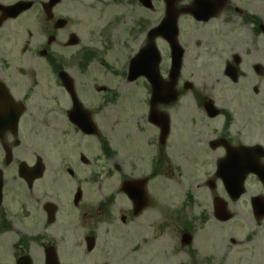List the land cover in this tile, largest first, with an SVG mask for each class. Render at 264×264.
Listing matches in <instances>:
<instances>
[{
	"label": "flooded vegetation",
	"instance_id": "1",
	"mask_svg": "<svg viewBox=\"0 0 264 264\" xmlns=\"http://www.w3.org/2000/svg\"><path fill=\"white\" fill-rule=\"evenodd\" d=\"M19 1L30 6L8 9ZM195 2L135 0V68L122 75L146 85L139 101L123 95L128 113L104 85L79 92L77 75L103 56L80 31L83 0H0V264H72L103 226L162 203L170 221L175 200L185 264H264V0ZM207 26L205 38L186 34ZM140 190L148 205L135 214Z\"/></svg>",
	"mask_w": 264,
	"mask_h": 264
},
{
	"label": "rangeland",
	"instance_id": "2",
	"mask_svg": "<svg viewBox=\"0 0 264 264\" xmlns=\"http://www.w3.org/2000/svg\"><path fill=\"white\" fill-rule=\"evenodd\" d=\"M101 2L102 4L96 3L94 0H83V3L78 5L75 10L79 22H81L80 31L85 35L93 32V48L104 56V65H101L99 60L103 56H99L97 60L92 61L91 67L87 71L77 75L79 92L80 94L89 91L97 93L102 89L100 86L104 85L107 89L117 91L122 95V101L124 100L123 95L133 101H139L138 97H134V92L142 91L141 88L146 85V80L138 78L129 82L124 78L122 72L126 71L130 65L134 47L133 42H129L125 34L128 33L130 36L131 28L136 20L140 19L141 12L136 9L135 0H101ZM67 7L69 8V5L66 1L59 5V9L62 11ZM160 14V8H154L152 12L154 23L160 20ZM197 33L199 38H205L210 34V28L208 26L197 27L196 31L186 29V34ZM63 93L65 94V91ZM99 93L101 94V92ZM122 101L118 106H112V109L120 108L123 112L130 113L136 105L132 101L129 102L128 99ZM127 122L130 125V120ZM129 125L123 118L117 130L121 134L124 132V128ZM170 152L173 159L174 151L170 150ZM189 157L197 159L192 154ZM161 181L167 183L168 187L170 186V193L175 195V199L180 197L177 188L173 187L175 184L172 179ZM156 184L159 183L156 182ZM104 187L105 194L110 195L113 193L115 183L113 180L105 179ZM151 191L153 192V190ZM177 201L171 203V213L179 211V202ZM155 205L149 206L132 222L121 225L117 218L115 228L103 226L105 229L110 228L111 232L105 234L104 231H100L95 249L85 254L78 251V258L72 264H185L183 244L181 243L183 239L178 231L183 224L182 218L172 213L169 216L171 220L168 221L163 217V208L166 203ZM178 217L181 219L180 221ZM211 237L214 238V235ZM209 244L210 242L205 244L198 239L196 241V245L206 251L209 250ZM218 244L219 247L221 243Z\"/></svg>",
	"mask_w": 264,
	"mask_h": 264
},
{
	"label": "water",
	"instance_id": "3",
	"mask_svg": "<svg viewBox=\"0 0 264 264\" xmlns=\"http://www.w3.org/2000/svg\"><path fill=\"white\" fill-rule=\"evenodd\" d=\"M146 1H148V0H143V2H146ZM203 4H204V0H196V2H195V6H197V7H202ZM29 5H30V3H28V2L19 1V4L14 5V6H10L8 9H14V8L16 9L17 8V10H18L17 12H19L20 10L27 8ZM171 29L173 30V37H175L176 29H175L174 26L171 27ZM164 31L165 30H164V27H163V23H161L158 26L153 28V30L148 35V38L152 42V45H153V41H152L153 37L158 36V35L163 36L164 35ZM132 62H133V59H132ZM132 62H131V64H132ZM64 81H65V84H66L67 79H64ZM67 83H69V82H67ZM75 101L77 103L76 104L77 108H79L80 107V103L77 102V100H75ZM164 124H165V126L168 124V119H166V118L164 119ZM166 133H167V131H165V135H166ZM139 197H140L139 200H140L141 204L139 203L140 206L138 207V211L136 213H139V211L142 210L143 207H145L147 205V202H145L146 199H147V196H145L144 190H141ZM182 239H183L182 240V244L188 242V239L185 238V235L183 236ZM91 248H92V246H89V249H91Z\"/></svg>",
	"mask_w": 264,
	"mask_h": 264
}]
</instances>
